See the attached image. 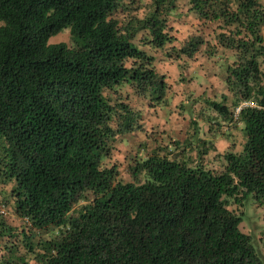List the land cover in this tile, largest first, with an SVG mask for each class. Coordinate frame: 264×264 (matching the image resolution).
I'll use <instances>...</instances> for the list:
<instances>
[{
  "label": "trees",
  "instance_id": "1",
  "mask_svg": "<svg viewBox=\"0 0 264 264\" xmlns=\"http://www.w3.org/2000/svg\"><path fill=\"white\" fill-rule=\"evenodd\" d=\"M140 8L0 0V183L11 184L0 205L23 222L0 215V264H264L239 229L242 213L228 209L250 199L264 207V5L137 0ZM180 18L195 27L178 42L171 23ZM63 30L70 45L49 42ZM139 45L174 63L202 49L231 53L232 109L225 96L207 100L215 117L205 121L241 125L245 142L220 156V170L203 163L216 131L200 138L193 118L183 144L155 147L130 166L133 181L119 178L118 138L143 131L146 151L153 133L125 100L170 105L165 76Z\"/></svg>",
  "mask_w": 264,
  "mask_h": 264
},
{
  "label": "rangeland",
  "instance_id": "2",
  "mask_svg": "<svg viewBox=\"0 0 264 264\" xmlns=\"http://www.w3.org/2000/svg\"><path fill=\"white\" fill-rule=\"evenodd\" d=\"M259 1L264 5V0ZM126 2L131 3L130 12L132 14H142L141 8L138 12L135 9L137 0H126ZM183 9L181 10L183 11ZM183 12H181V17L188 21V18L183 16ZM171 24L174 27L178 42L183 41L187 32L194 31L195 27L191 26L192 29H190L181 18L178 21H172ZM262 35L264 38V28ZM49 42L52 44L62 42L70 45L69 31L63 30L53 36ZM139 47L145 49L148 54L155 58L154 67L157 74L165 76L169 86L167 99L170 105L150 107L147 101L140 98L131 97V99L125 100V105L138 111L141 126L152 127L153 133L147 142L146 151L141 150V144L144 143L142 141L143 131H133L118 138L114 145L116 149L111 151V162L117 164L119 178L124 182L133 181L130 176V166L136 159L145 158L147 153L155 147L167 148V145L173 143L174 140H179L183 144L187 132H193L190 125L193 118L197 120L196 124L200 138L206 139V135L210 133L208 131L209 127L216 131L213 140L215 143L214 151L204 158L203 163L208 169L220 170V156L229 151L240 152L245 142L241 125L235 127L233 124H224L222 127L217 128L215 124H208L205 121L207 117H215L211 109L208 108L207 100L220 102L221 97L225 96L228 99L227 106L232 109V94L226 89V73L224 70L226 63H230L232 60L231 53L218 50L215 56L208 57L202 49V51L195 54L191 61L184 62L180 60L174 63L163 57L164 52H154L142 45H139ZM260 62L261 71L264 74V56L260 59ZM247 103L244 105L246 106ZM236 110L234 113L235 118L237 115ZM191 155L194 157L195 152H192ZM10 187L11 184L4 185L0 183V201H3L4 197L8 195L7 192ZM228 209L235 211L236 214L242 213V222L239 229L242 233L251 236L255 249L262 256L260 258L264 262V207H258L255 201L250 199L242 207L230 206ZM0 215L12 226L18 229L23 228V222L12 214L9 207L0 205Z\"/></svg>",
  "mask_w": 264,
  "mask_h": 264
},
{
  "label": "built area",
  "instance_id": "3",
  "mask_svg": "<svg viewBox=\"0 0 264 264\" xmlns=\"http://www.w3.org/2000/svg\"><path fill=\"white\" fill-rule=\"evenodd\" d=\"M253 103H247L246 106H252ZM239 109L236 110V112L238 113Z\"/></svg>",
  "mask_w": 264,
  "mask_h": 264
},
{
  "label": "crops",
  "instance_id": "4",
  "mask_svg": "<svg viewBox=\"0 0 264 264\" xmlns=\"http://www.w3.org/2000/svg\"><path fill=\"white\" fill-rule=\"evenodd\" d=\"M157 141H158V139H157Z\"/></svg>",
  "mask_w": 264,
  "mask_h": 264
}]
</instances>
